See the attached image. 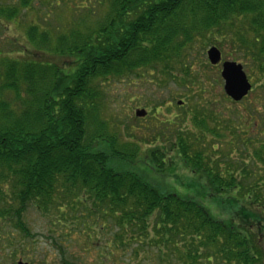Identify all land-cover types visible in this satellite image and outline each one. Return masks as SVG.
Returning a JSON list of instances; mask_svg holds the SVG:
<instances>
[{"label": "trees", "instance_id": "obj_1", "mask_svg": "<svg viewBox=\"0 0 264 264\" xmlns=\"http://www.w3.org/2000/svg\"><path fill=\"white\" fill-rule=\"evenodd\" d=\"M32 1L0 2V17L13 20ZM101 1L107 7L93 26L53 33L30 24L28 45L21 49L29 58L0 54L1 223L28 236L22 215L31 206L91 241L110 228L113 242L101 251L103 261L118 246L168 255L178 245L189 249L195 240L225 238L224 221L210 215L201 200L162 188L147 172L164 175L166 167H185L198 180L209 179L213 192H229L236 173L221 169L205 152L204 140L209 141L206 134L224 139L225 131L236 134L238 128L216 111L207 121L200 107L181 109L183 102L180 116L154 111V127L162 130L152 140L120 137L99 112V82L142 67L158 86L201 89L204 78L189 58L194 44L220 47L239 40L264 51V0ZM249 54L257 62L261 57L260 51Z\"/></svg>", "mask_w": 264, "mask_h": 264}, {"label": "rangeland", "instance_id": "obj_2", "mask_svg": "<svg viewBox=\"0 0 264 264\" xmlns=\"http://www.w3.org/2000/svg\"><path fill=\"white\" fill-rule=\"evenodd\" d=\"M0 2L8 3L10 0H1ZM106 7L107 2L101 0H33L31 5L22 10L13 20L8 21L0 17V54L29 58L28 53L30 52L21 50L22 46L28 45L26 34L28 25L38 22L44 26L42 29L50 27L53 33L66 32L70 25L84 29L86 26H93ZM238 41L233 42L234 44L225 42L223 46H220L222 57L241 62L247 76L251 81L256 82L259 72L253 64L252 56L248 53L253 52L250 50L253 48L256 54L260 51L261 57H263L264 51L259 50L261 48L258 46L255 48ZM197 44H194L189 58L192 63L197 64L195 69H199L204 78L205 84L203 87L200 85L201 89H198V86L196 89L191 87L193 89L191 91L178 88L175 83L170 82L158 86L151 81L152 78L149 80L148 72L150 73V70L145 69L147 72L142 67L136 68L128 74L109 76L107 80H101L99 84L102 97L99 99V112L109 130L120 131V137L129 138L131 134H135L136 138H143L144 142L145 140L149 141L157 136L158 131L162 130L161 125L157 128L154 127L158 123L153 117L155 110L156 112L160 111L162 117H171L177 116V114L180 116L181 109L188 110L190 107L196 106L200 107L201 111H205L206 116L210 115V111L220 113L221 116H224L222 121L230 128L240 127L239 125L245 118L243 113L251 112L250 125L259 137V133L262 129L264 130V124L258 113L260 104L254 103L252 99L254 91L240 102L233 103L224 100L223 98L226 96L222 92V80L219 76L220 65L212 66L206 59L205 51L210 44L200 47ZM48 58L53 62H59L55 57L49 56ZM217 77L219 83L215 82ZM170 88L176 89L178 93L173 95ZM263 89L260 90L264 92ZM177 100L185 102L184 108H179L176 104ZM136 108H144L148 114L144 117H136L134 115ZM206 120L210 121V116ZM238 133L233 140H237ZM211 137L209 134L205 135V138H209V141L204 140L205 152L213 154V159L218 160L222 170L228 169L230 172L240 173L241 169L248 172L254 167L252 160L247 158L246 148L243 144L236 145L223 138L214 141ZM211 143H214L218 148L212 150ZM145 146L146 143L142 148ZM148 173L153 177V182L162 188L169 187L179 195L189 193L196 196L204 203L209 213L217 219H224L230 213L234 214L235 209L240 206L235 201L236 197L239 198L237 193L233 191L229 194L234 198L222 193L224 191L221 189L219 193L213 192V184L209 179L200 181L196 176L191 175L185 167H166L163 171L164 175H157V172L154 171ZM227 207L233 208V210L227 213L223 210ZM56 218L51 213L44 215L35 208L28 207L22 215L25 227L29 231L28 236L22 231L14 229L10 223H1L0 221V225H3L0 228V264H7L10 259H17V257L31 261V264H153V262H147V258L157 256L152 248H147L146 252L137 254L135 250L138 247L127 245L112 248L114 257L105 261L100 260L101 251L106 253L107 250H110L107 243L108 241L113 242L111 238L114 230L107 228L98 232L97 235L93 233L95 237L91 241V238L81 236L78 232L68 233L57 223L53 224V220ZM90 241L93 244L92 247H90ZM137 258L138 261H133Z\"/></svg>", "mask_w": 264, "mask_h": 264}, {"label": "flooded vegetation", "instance_id": "obj_3", "mask_svg": "<svg viewBox=\"0 0 264 264\" xmlns=\"http://www.w3.org/2000/svg\"><path fill=\"white\" fill-rule=\"evenodd\" d=\"M252 51L255 52V49ZM258 60L254 62L252 57L255 68L258 66L264 69V56L259 57ZM258 72L256 82L251 81L247 76L251 88L236 102L242 101L254 91L252 99L254 103L260 104L258 113L264 124V92L260 90L264 88V71L258 70ZM243 114L245 118L240 127H236L239 132L237 140H233L236 134L232 131L229 135H227L228 131H225L224 139L236 145L243 144L247 158L252 160L254 167L248 172L244 169H241L240 173L236 172L235 189L225 193L230 197H234L229 195L231 192L237 193L239 198H234L240 204L234 214H227L224 219H220L224 221L222 227L227 232L224 235L225 238L195 240L189 249L178 245L171 254L148 257L147 262H153V264H264V130L262 129L258 137L250 125L251 112ZM252 146H256L255 151L252 150ZM260 154L262 155L259 156ZM223 210L228 213L233 208L227 207ZM1 227L3 225H0ZM12 227L21 230L18 226L12 225ZM30 262L17 257V259H10L7 264H31Z\"/></svg>", "mask_w": 264, "mask_h": 264}, {"label": "water", "instance_id": "obj_4", "mask_svg": "<svg viewBox=\"0 0 264 264\" xmlns=\"http://www.w3.org/2000/svg\"><path fill=\"white\" fill-rule=\"evenodd\" d=\"M206 56L210 64L216 65L221 60L220 50L212 45L206 50ZM220 75L223 78V91L233 101H239L251 88L242 65L232 60H224L221 63ZM181 100L177 104H181ZM136 116H145L144 108L135 110Z\"/></svg>", "mask_w": 264, "mask_h": 264}]
</instances>
